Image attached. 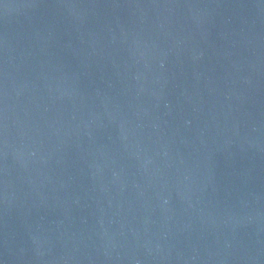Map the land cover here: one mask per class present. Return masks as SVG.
Listing matches in <instances>:
<instances>
[{"label":"water","instance_id":"95a60500","mask_svg":"<svg viewBox=\"0 0 264 264\" xmlns=\"http://www.w3.org/2000/svg\"><path fill=\"white\" fill-rule=\"evenodd\" d=\"M0 264H264V0H0Z\"/></svg>","mask_w":264,"mask_h":264}]
</instances>
